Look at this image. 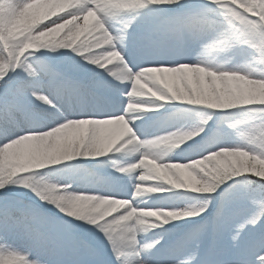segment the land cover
<instances>
[{"label": "snow or ice", "instance_id": "1", "mask_svg": "<svg viewBox=\"0 0 264 264\" xmlns=\"http://www.w3.org/2000/svg\"><path fill=\"white\" fill-rule=\"evenodd\" d=\"M0 264H264V0H0Z\"/></svg>", "mask_w": 264, "mask_h": 264}]
</instances>
